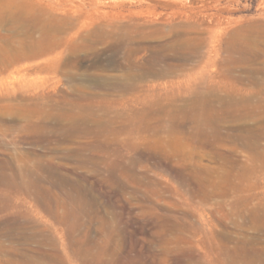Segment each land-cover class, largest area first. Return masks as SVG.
Wrapping results in <instances>:
<instances>
[{
    "label": "rangeland",
    "instance_id": "374dc122",
    "mask_svg": "<svg viewBox=\"0 0 264 264\" xmlns=\"http://www.w3.org/2000/svg\"><path fill=\"white\" fill-rule=\"evenodd\" d=\"M30 1L0 0V264L263 248L264 0Z\"/></svg>",
    "mask_w": 264,
    "mask_h": 264
},
{
    "label": "bare ground",
    "instance_id": "6f19581e",
    "mask_svg": "<svg viewBox=\"0 0 264 264\" xmlns=\"http://www.w3.org/2000/svg\"><path fill=\"white\" fill-rule=\"evenodd\" d=\"M37 1H40V0H37ZM36 1V2H37ZM42 1V3L48 8V10L49 11H52L53 13H59L62 17H61V19H59L60 20V22L62 21L63 23H65L66 21L65 20H67L68 19V13L69 12H77V9H79L80 7H81V5L83 6V5H86V3L88 2V0H41ZM30 2H32V0L30 1ZM194 2V4H195V0L193 1ZM40 3V2H39ZM1 7H2V5H1ZM2 9H4V8H2ZM7 9H8V7H7ZM6 9V10H7ZM12 10V9H11ZM14 10V9H13ZM3 11V10H2ZM1 11V12H2ZM37 11V10H36ZM35 11V12H36ZM16 12V11H15ZM9 13V12H8ZM3 15H4V13H3ZM16 15V14H15ZM6 16V15H5ZM2 17H4V16H2ZM2 17H1V19H2ZM12 17H14V16H12ZM22 18V17H21ZM27 19V18H26ZM29 19V18H28ZM88 19H92V17L90 16V18H88ZM5 20V19H4ZM20 20V19H19ZM203 20V19H202ZM3 21V20H2ZM18 21V20H17ZM56 21V20H55ZM6 21H4V23H5ZM198 22H200V21H198ZM1 23V22H0ZM7 23V22H6ZM21 23V22H20ZM29 23V22H28ZM197 23V22H196ZM8 24V23H7ZM14 24H16V23H14ZM22 24V23H21ZM31 24V23H30ZM51 25H52V23H51ZM8 26V25H7ZM21 26V25H20ZM19 25H18V27H20ZM195 26H198V25H195ZM4 27V26H3ZM58 27V26H57ZM62 27V26H61ZM197 28V27H196ZM3 29V28H2ZM14 29H16V28H14ZM21 29V28H20ZM55 29V28H54ZM61 29V28H60ZM59 29V30H60ZM8 30H11V29H9L8 28ZM6 31V30H5ZM12 31H14V30H12ZM22 31H23V29H22ZM2 34V33H1ZM3 34H4V32H3ZM16 34V33H15ZM6 35H8V34H6ZM10 35H13V34H10ZM18 35V34H17ZM47 36V35H46ZM5 37V36H4ZM9 37V36H8ZM53 38V37H52ZM5 39V38H4ZM14 39V38H13ZM241 39V38H240ZM2 40V39H1ZM9 40V39H8ZM11 40V39H10ZM31 40V39H30ZM242 40V39H241ZM244 41V40H243ZM245 41H246V39H245ZM248 41V40H247ZM12 42V41H11ZM28 42V41H27ZM26 42V43H27ZM32 42V41H31ZM175 43V42H174ZM243 43V42H242ZM1 44V43H0ZM16 44V43H15ZM20 44V43H19ZM169 44V43H168ZM168 44H166V45H168ZM239 44V43H238ZM254 44V43H253ZM259 44V43H258ZM21 45H22V43H21ZM84 45V44H83ZM90 45V44H89ZM234 45V44H233ZM249 45V44H248ZM260 45H262V44H260ZM9 46V45H8ZM17 46V44L15 45V47ZM23 46H25L24 44H23ZM34 46V45H33ZM164 46V45H163ZM174 46V45H173ZM29 47V46H28ZM77 47H79V46H76V47H74V48H77ZM168 47V46H167ZM180 47H181V45H180ZM179 47V48H180ZM250 47V46H249ZM17 48V47H16ZM21 48V47H20ZM23 48V47H22ZM165 48H166V46H165ZM236 48V47H235ZM5 49V48H4ZM9 49V48H8ZM25 49V48H24ZM32 49V48H31ZM14 50H15V48H14ZM27 50H30V49H28L27 48ZM233 50V49H232ZM235 50V49H234ZM244 50V49H243ZM17 51V50H16ZM22 51V50H21ZM33 51H34V49H33ZM245 51H247L246 49H245ZM2 52V51H1ZM5 52H6V50H5ZM12 52V51H11ZM233 52V51H232ZM9 53V52H8ZM15 53V52H14ZM30 53V52H29ZM33 53V52H32ZM258 53V52H257ZM3 54V53H2ZM22 54V53H21ZM25 54V53H24ZM1 55V54H0ZM16 55H17V53H16ZM27 56V55H26ZM250 56V55H249ZM260 56V55H259ZM2 57V56H1ZM231 57V56H230ZM4 58V57H3ZM6 58V57H5ZM7 59V58H6ZM13 59V58H12ZM16 59H18V58H16ZM74 59V58H73ZM260 59V58H259ZM9 60V59H8ZM72 60V59H71ZM70 60V61H71ZM10 61V60H9ZM69 61V62H70ZM240 61H241V59H240ZM245 61V60H244ZM247 62V61H246ZM8 63V62H7ZM15 63V62H14ZM79 63H81L80 62V60H79ZM248 63V62H247ZM250 63V62H249ZM6 64V63H5ZM101 64V63H100ZM243 64V63H242ZM246 64V63H245ZM252 64V63H251ZM15 65V64H14ZM74 65V64H73ZM76 65V64H75ZM81 65V64H80ZM9 66V65H8ZM241 68V67H240ZM4 69V68H3ZM2 70V69H1ZM1 72V71H0ZM2 74V73H1ZM260 74V73H259ZM264 84V83H263ZM205 93V92H204ZM217 93V92H216ZM207 96V95H206ZM244 101V100H243ZM251 101V100H250ZM193 103V102H192ZM221 103V102H220ZM218 104V103H217ZM249 105V104H248ZM249 107H250V105H249ZM256 108V107H255ZM242 109V108H241ZM246 110V109H245ZM235 111H237V110H235ZM248 111H249V108H248ZM258 113V112H257ZM187 114V113H186ZM256 116V115H255ZM251 117V116H250ZM257 119V118H256ZM262 120V119H261ZM224 121V120H223ZM258 121V120H257ZM237 123V122H236ZM253 123V122H252ZM259 123V122H258ZM264 123V122H263ZM197 124V123H196ZM262 124V123H261ZM263 125V124H262ZM230 126V125H229ZM255 126V125H254ZM261 126V125H260ZM168 130V129H167ZM224 132V131H223ZM227 133V132H226ZM257 133V132H256ZM259 139V138H258ZM244 140V139H243ZM264 140V139H263ZM261 142V141H260ZM260 142H259V144H260ZM254 143V142H253ZM262 146V145H261ZM210 147V146H209ZM249 147H251V146H249ZM257 147V146H256ZM259 149H260V146H259ZM258 150V149H257ZM256 150V151H257ZM252 151V150H251ZM255 151V152H256ZM258 153V152H257ZM260 154V153H259ZM9 161V160H8ZM7 165H8V163H6ZM3 167V166H2ZM16 174H17V172H16ZM16 174L13 172V169L10 167V165L9 166H5V167H3L2 168V170H1V172H0V184H5V185H9V184H15V182H17L15 185H18V187H20V182H18V180H17V177H16ZM32 174H33V172H32ZM33 181V180H32ZM31 181V182H32ZM28 182V181H27ZM32 183H34V182H32ZM228 184V183H227ZM28 187V186H27ZM235 188V187H234ZM16 189V188H15ZM37 193V192H36ZM241 208V207H240ZM237 209V208H236ZM253 209V208H252ZM239 210V209H238ZM249 214V213H248ZM240 216V215H239ZM251 218V217H250ZM258 218H262L261 216H258ZM248 219V218H247ZM264 219V218H263ZM245 225H246V223H245ZM251 225V224H250ZM257 225V224H256ZM248 226V225H247ZM253 227V226H252ZM255 231V230H254ZM253 234H255V233H253ZM230 239H231V237H230ZM232 241V240H231ZM242 241V240H241ZM227 242V241H226ZM262 242H263V240H262ZM230 243V242H229ZM242 243V242H241ZM260 244V243H259ZM258 244L257 243H255L254 241H247L246 243H244L243 244V246H237L236 248H235V250L233 251V254L230 256L231 258H229V259H227L228 261H224V262H222L221 264H264V247L263 248H261V247H258L257 246ZM261 245V244H260ZM262 246V245H261ZM40 248V247H39ZM231 249V248H230ZM229 251V250H228ZM50 252V251H49ZM222 252H223V250H222ZM208 254V253H207ZM222 254V253H221ZM207 258H209V257H207L206 256V260H207ZM239 258H241L242 259V261H240L239 260ZM225 259V258H224ZM199 260V259H198ZM200 260H202V258L200 259ZM223 260V259H222ZM202 262H204V261H202ZM15 263V262H14ZM82 263V262H81ZM198 263V262H197ZM15 264H17V263H15ZM47 264H49V263H47ZM212 264H215V263H212ZM216 264H218V263H216Z\"/></svg>",
    "mask_w": 264,
    "mask_h": 264
}]
</instances>
